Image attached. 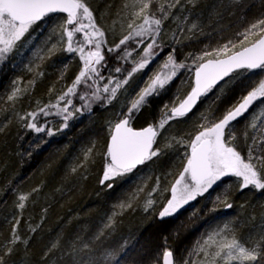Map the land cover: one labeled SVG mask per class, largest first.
<instances>
[{"label": "snow or ice", "instance_id": "6c2138e0", "mask_svg": "<svg viewBox=\"0 0 264 264\" xmlns=\"http://www.w3.org/2000/svg\"><path fill=\"white\" fill-rule=\"evenodd\" d=\"M201 3L202 0H122L117 15L124 13L130 20L128 30L109 43L88 0H0V72L14 52L22 54L20 49L33 39L34 26L53 16L61 19L33 52L38 63L26 66L33 78L25 84L22 77H17L6 90V101L15 118L38 138L32 146L39 150L75 121L93 115L97 109L112 107L123 97L115 118L106 122L101 150L95 151L93 141L71 171H86L85 165L95 163L98 155L102 159L99 183L112 190L118 181L132 179L144 166L175 157L180 168L170 186L162 189L168 195L156 214L161 222L176 218L194 201L227 184L228 178H236L240 191L264 194V0H260V15L252 20L247 17L243 0H215L210 15L222 17L239 9L244 26L223 44L192 50L185 41H191L202 29L197 22L199 15L193 19L189 13ZM167 23L176 25L171 39L165 38ZM58 53H64L68 61L78 57L79 71L71 84L55 95L54 102L41 105L36 101L35 110L15 112L16 102L30 94L37 77L44 76L39 70L41 64ZM67 67L63 63L59 80L64 79ZM185 84L189 90L181 95ZM173 88L170 99L161 100ZM4 99L0 97V102ZM156 100L161 103L151 121L136 127L139 114ZM208 101V107L198 111V106ZM49 116L58 118L56 124L45 119ZM193 116L196 121L189 131L171 133L174 124L186 123ZM10 119L0 123V133ZM31 154L30 151L28 155ZM171 176L168 172L155 178L143 204L145 212L157 204L153 194L161 191V182ZM143 191L138 186L131 196L120 200L115 206L120 211L108 217L104 228L114 230L118 215L135 211L134 201ZM36 192L38 187L32 189V193ZM32 193L17 194L18 209L25 208ZM211 203L209 213L218 211L219 204L225 209L233 207L227 192L216 195ZM199 216L200 211L194 209L190 219ZM19 224L20 220L14 219L9 239L0 244V264H6L5 257L16 251L17 244H22L27 253L31 237L20 236ZM38 227H30V231L35 233ZM239 228V222L233 221L210 226L181 256L164 237L165 244L153 257L154 264H264V234L242 240ZM261 231L264 233V225ZM110 235L111 231L103 229L88 234H58L43 252L41 262L49 264L51 256L56 255L55 264H128L125 246L110 243ZM172 235L178 239L181 233L177 229Z\"/></svg>", "mask_w": 264, "mask_h": 264}, {"label": "trees", "instance_id": "16d2710c", "mask_svg": "<svg viewBox=\"0 0 264 264\" xmlns=\"http://www.w3.org/2000/svg\"><path fill=\"white\" fill-rule=\"evenodd\" d=\"M240 15V10L236 9L226 19L237 22ZM28 98L31 100L33 95ZM1 111L0 105V114ZM154 111V106L142 111L135 126L141 127L150 122ZM110 113L111 108L97 109L88 116V121L71 130L66 138L57 142H51V138L39 150L32 146L33 141L37 140L36 136H31L24 128L10 125L0 133V244L9 239L11 223L17 219L16 207L10 204L8 196L16 197L18 193L38 187L42 198L40 204L35 205L36 213L33 216L43 217L29 240L27 253L23 246V250H17L7 257L8 264H42L43 252L58 234L67 236L73 232H96L101 215L114 201V189L107 191L96 185L99 173L97 164L87 165L86 172L74 176L70 175L69 168L72 160L79 159L84 148L93 141L103 145L106 135L103 130L104 118ZM30 151L31 156L28 155ZM236 196L231 201L233 207L227 211L219 207L218 211L209 213L210 203L207 197H203L176 218L163 222L151 213H136L121 220L114 234L109 236V242L115 246H125L127 256L124 259L128 264H151L165 244L164 237H168L167 245L174 242L175 251L184 249L194 237L191 229L198 225L210 228L222 221L239 222L242 238L254 240L264 234L261 231L264 225V194L245 189ZM194 209L200 211V216L190 219ZM239 211L241 216L237 217ZM177 229L181 233L178 239L172 235ZM56 259L57 256L52 255L49 264H55Z\"/></svg>", "mask_w": 264, "mask_h": 264}, {"label": "rangeland", "instance_id": "374dc122", "mask_svg": "<svg viewBox=\"0 0 264 264\" xmlns=\"http://www.w3.org/2000/svg\"><path fill=\"white\" fill-rule=\"evenodd\" d=\"M88 3L93 8V10L96 12L99 20L98 22L103 25V27L106 30L107 33V39L109 43L118 40L120 36L123 34H126L127 32V24L130 22L129 19H127L124 15V13H120L117 15V12L119 10V6L122 3V0H88ZM215 3V0H202L201 5L192 13H189L190 17L195 19L197 15H199V20L197 21L200 24V28L202 31H198L197 34L193 37L191 41H185L190 45V48L192 50L196 49H203L204 47L214 48L217 45L225 43L229 38L233 37V33L237 30H240L243 28V22L238 19L237 22H230L226 19V16L228 13H224L222 17H216L214 15H210V8L212 4ZM244 5L247 7V17L249 20L254 19L255 17L259 16L262 8L260 0H243ZM111 5L109 8L108 6ZM206 13V14H205ZM228 21V22H227ZM61 22L60 17L53 16L41 24L34 26L32 30V40L30 43H28L25 48L20 49V53L17 54L14 52L8 62V64L5 65L3 72H0V97H4L5 99L0 102V105L2 107V111L0 114V123H3L5 121H8L9 118L10 122L8 123L9 127L10 125L14 126L15 128H21L20 122L15 118V115L13 113L12 107L7 103L6 101V95H7V89L9 88V85L11 81L17 77H22L24 83L30 79L33 78V73H29L27 71L26 66L30 62H36L35 57L33 56V52L36 51L37 48L43 45L45 39L50 34L51 29L54 25H58ZM139 23V21H137ZM187 25H185V28ZM176 25L173 23H167L165 25V30L168 32V36L165 37L166 39H171V30L175 29ZM191 35V34H188ZM63 63H67V72L64 76L63 80H59L60 71L63 68ZM11 65H16L14 68L11 67ZM79 60L78 57L72 59L71 61H68L65 57L64 53H58L57 56L52 57L50 60H45L40 67V71L44 72L43 77H37L36 84L34 89L31 90L30 94L25 95L22 99L16 102L15 104V112H19L23 114L27 111L35 110L37 105L36 101H40L41 105L44 103H48L50 100L52 102L55 101V95L62 90H66V87L71 84L72 79L74 78L75 74L79 71ZM183 79V78H182ZM237 86V90H238ZM53 88V92L50 94L49 89ZM187 84L184 85L181 95L185 94L188 91ZM175 91V88H173L168 96L162 97L161 100H168L170 99L172 92ZM33 95V98L30 100L28 97ZM120 102H113V106L109 107L111 108L110 115L108 114V117L104 118L105 124H104V135H105V127L106 122L108 120L115 118V113L119 110L121 103L123 102V97L119 98ZM161 100H156L153 103V106L156 108L161 103ZM208 103L210 101L202 103L198 107V111H204L208 107ZM221 108H223V105H221ZM149 109V108H146ZM145 110V109H144ZM49 121H52L54 124H56L58 118L54 116H49L45 118ZM88 116H85L81 118L78 121H75L73 125L66 130L65 132L53 137L52 141H59L62 138H66L71 130L81 125L83 122L88 121ZM196 121V117L193 116L188 121L180 122L174 124L173 128L170 130L172 134H179V133H185L189 131ZM58 126V124L56 125ZM6 129V128H5ZM26 130V129H25ZM29 132L28 130H26ZM31 133V132H30ZM31 136H36L35 133H31ZM36 139L37 136H36ZM96 142V149L95 151L99 152L102 148L97 141ZM83 159V152L81 153V156L78 158H75L72 160L70 168L72 169L75 167L81 160ZM100 161V162H97ZM91 164V163H90ZM97 164L98 168V176H97V184L101 188L102 186L99 183V180L101 178L102 174V159L100 156L95 157V163ZM89 165V164H87ZM85 165V168L87 167ZM69 168L70 175L74 176L77 174H81L83 172H86L85 169H79L76 173H73L71 169ZM180 168L179 161L175 157L171 158H164L160 161H157L156 164H150L147 166H144L142 170L138 171L135 176L132 179L125 178L123 181H118L116 184V187L114 188V201L112 204L109 205L108 209L101 215L100 220L97 223V230L96 232L100 230H104L106 232L111 231V235L114 234V232L117 229L118 224L121 222V220L125 219V217H129L131 215H135L138 213V211H142L144 213H151V214H157L160 208V203L163 202L164 198L167 197L168 193H162V189L165 187L170 186V181L175 178L178 170ZM88 170V168H86ZM171 172L172 176L169 177L168 181H162L160 188L161 191L156 192L153 194V199L157 201V204L154 206L152 210L149 212H145L143 210V204L146 198H148V193L151 191V189L155 185V178L157 176H163L165 173ZM138 186H142L144 188V191L139 194V198L134 201V207L135 211L128 210L123 213V215H118L116 217V225L114 230L111 229H105V224L108 223V217L113 214L114 211L119 212L120 210L116 208L115 206L120 200H123L129 196H131L137 189ZM100 190V189H99ZM106 190V189H105ZM113 190V189H112ZM108 191V190H107ZM225 192L228 193V202L231 203V201L234 199V196L236 194L241 193L242 191L239 190L238 185L236 183V178H228L227 184H221L220 187L216 188L211 195H206L208 198V201L210 203V206L212 207L211 201L214 200L215 196L220 194L223 195ZM252 193H257L253 190H250ZM22 193H32V190L28 192H22ZM40 192L32 193L29 196L28 201L26 202V206L23 210H20L17 208V195L16 197L14 195H10L8 197L10 204L14 205L16 207L17 216L16 218L20 220V224L17 228L18 233L22 238H28L33 236V233L30 231V227H36L40 221L42 220L43 215L41 216H33L34 212L36 213V207L35 205L40 204L42 201L41 195H39ZM222 207L223 211H227L222 204L217 205V208ZM183 211V210H182ZM181 211V212H182ZM180 212V213H181ZM140 214V213H139ZM237 217L241 216V212L236 213ZM35 222L33 223L32 221ZM228 221H222L218 224H223ZM14 221L11 223L10 232L12 229ZM215 226V225H214ZM213 226V227H214ZM210 228H204L201 227V225L194 227L191 229V232H193V236L190 245H188L186 248H189L193 245L194 241L198 239L202 233L209 231ZM9 232V237H10ZM238 235L242 240V229L239 228ZM39 239L36 240L38 242ZM170 246L171 248L175 247V244L173 241H171ZM16 251L21 250L23 248L22 244H17ZM18 248V249H17ZM185 249V248H184ZM184 249H176L177 256L184 255ZM23 250V249H22ZM8 257V256H7ZM7 257H5L6 264L7 263Z\"/></svg>", "mask_w": 264, "mask_h": 264}, {"label": "bare ground", "instance_id": "6f19581e", "mask_svg": "<svg viewBox=\"0 0 264 264\" xmlns=\"http://www.w3.org/2000/svg\"><path fill=\"white\" fill-rule=\"evenodd\" d=\"M236 198H237V196H235V197H234V199H233L232 201H234ZM138 213H140V214H141V213H144V212H142V211H138ZM153 215L156 217V215H155V214H153ZM151 264H154V263H151Z\"/></svg>", "mask_w": 264, "mask_h": 264}]
</instances>
